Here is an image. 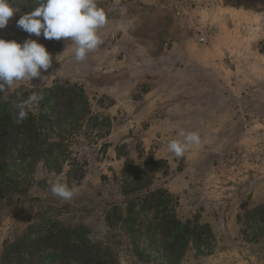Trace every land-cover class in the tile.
Wrapping results in <instances>:
<instances>
[{"label":"rangeland","instance_id":"rangeland-1","mask_svg":"<svg viewBox=\"0 0 264 264\" xmlns=\"http://www.w3.org/2000/svg\"><path fill=\"white\" fill-rule=\"evenodd\" d=\"M13 3L19 11L0 37L38 40L52 64L43 79L18 81L5 94L51 88L45 106L32 111L62 122L47 126L39 159L24 161L16 139L2 157L13 164L12 178L30 187L0 197V264H96L98 244L118 264H168L171 252L159 249L165 238L148 229L161 218L154 204L163 192L172 195L167 219L171 212L196 219L213 233L191 240L178 264H264V238H246L238 221L244 208L264 204V0H98L108 22L84 61L72 41L16 27L39 0ZM115 73L141 81L125 113L123 106L113 113L115 101L101 92L115 85ZM180 130L198 132L201 143L177 158L168 143ZM95 142L104 161L91 170L68 161ZM57 179L75 187L71 200L53 195L49 181ZM129 199L138 203L135 229L111 218ZM59 225L83 226L90 245L66 242Z\"/></svg>","mask_w":264,"mask_h":264},{"label":"clouds","instance_id":"clouds-1","mask_svg":"<svg viewBox=\"0 0 264 264\" xmlns=\"http://www.w3.org/2000/svg\"><path fill=\"white\" fill-rule=\"evenodd\" d=\"M19 11L13 0H0V29L5 28L10 18ZM108 22L104 9L98 5V0H39V4L29 13L16 21V27L28 33L29 37L44 40H70L75 44V59L84 61L88 53L94 51L101 43L99 29ZM52 64V55L45 45L35 39H26L22 43L0 37V101L5 93L12 90L14 84L21 80L34 78L43 79L41 73L46 72ZM7 88V91H6ZM42 97L30 95L15 105L16 119L23 121L33 104ZM179 139L171 140L168 149L177 158L182 157L187 150L201 143L198 132H178ZM159 159V158H158ZM133 179V178H132ZM53 195L64 201L73 198L75 187L69 188L66 183L57 179L49 181Z\"/></svg>","mask_w":264,"mask_h":264},{"label":"trees","instance_id":"trees-1","mask_svg":"<svg viewBox=\"0 0 264 264\" xmlns=\"http://www.w3.org/2000/svg\"><path fill=\"white\" fill-rule=\"evenodd\" d=\"M51 91V88L31 89L22 87L15 90L13 93L5 94L4 100L0 101V197L7 195V193H25L30 187L29 182L18 181L12 178L11 168L13 164L2 160V157H5L6 151H9L8 145H14L13 139L18 141L16 144L22 143L23 146L19 148V151L24 154L23 160L32 162L34 159H39L41 154L46 151L44 145H48L47 134H45L47 126L49 124H59L62 122V120L50 122L46 113L44 114V112L41 111L35 114L32 110L28 111L26 119L18 121L16 119L18 110L15 105L27 100L33 92H41L40 97H42V99L37 103L41 109L47 103ZM0 95H3V93H0ZM14 127H24L27 131L20 132V135L16 138V136L14 137L12 134ZM10 158L14 159L12 156H10ZM163 194L167 198L154 204L157 206L155 215L161 218L156 220L155 223H151L148 229L149 231H153L151 232L152 235L161 234L163 238H165L162 244L163 247L159 249L162 251L169 250L171 252L166 262L168 264H178L185 255L191 240L200 242L204 234L206 239H212L213 233L208 226L199 224L196 219H188L183 222L172 212L167 219V215H165L163 211H167L168 203L172 195L168 192H163ZM136 205H138V203L135 199H129L126 203L127 208H125V211H122L124 213H119L117 216H115L116 214H111V218L115 217V220L124 218V223L130 228H137V225L133 224L136 220H139L137 212H134ZM115 208L117 211H120L119 206ZM145 208L146 206L143 207V209ZM160 209L163 210L160 211ZM238 221L243 225L242 232L246 238L251 237L254 241L264 238V204L253 210L244 208V213L238 216ZM58 230L60 234L64 236L66 242L75 239L78 244L87 243L90 245L89 241L85 238V231L87 229L83 226L70 227L59 225ZM56 247L58 250L61 249L58 245ZM101 249V246L98 244L97 251L93 253V255L98 256L96 264H118V261L115 257L113 258L109 250L101 252ZM135 250L137 255L141 257L142 253L139 252L138 247H136ZM55 253V257L52 260L58 257V252L55 251ZM63 255H66V253H63Z\"/></svg>","mask_w":264,"mask_h":264},{"label":"crops","instance_id":"crops-1","mask_svg":"<svg viewBox=\"0 0 264 264\" xmlns=\"http://www.w3.org/2000/svg\"><path fill=\"white\" fill-rule=\"evenodd\" d=\"M115 69L113 70V72L115 71ZM114 77H115V85L112 88L111 87L103 88L101 92L107 94V96L111 97L115 101V105L111 109L113 113L115 112V108L117 106L120 107L123 106L121 108H118V110L125 113V111H129V109H131L130 107L133 108L132 106L133 104L132 101H134L133 94L136 91L137 86L141 83V81L135 80V81H131L130 83L131 78H129L128 75L121 76L120 73H115Z\"/></svg>","mask_w":264,"mask_h":264},{"label":"built area","instance_id":"built-area-1","mask_svg":"<svg viewBox=\"0 0 264 264\" xmlns=\"http://www.w3.org/2000/svg\"><path fill=\"white\" fill-rule=\"evenodd\" d=\"M201 42H207V36L202 33L199 37ZM107 157L105 152V148L102 142H95L90 144L85 152L82 151H75L71 154L69 158V162L80 164L84 168L91 170L97 162L104 161Z\"/></svg>","mask_w":264,"mask_h":264}]
</instances>
